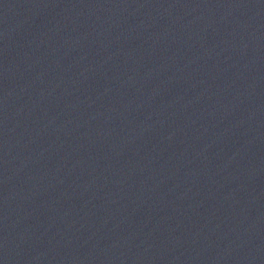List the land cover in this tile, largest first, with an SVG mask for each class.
<instances>
[{
    "label": "water",
    "instance_id": "water-1",
    "mask_svg": "<svg viewBox=\"0 0 264 264\" xmlns=\"http://www.w3.org/2000/svg\"><path fill=\"white\" fill-rule=\"evenodd\" d=\"M0 264H264V0H0Z\"/></svg>",
    "mask_w": 264,
    "mask_h": 264
}]
</instances>
